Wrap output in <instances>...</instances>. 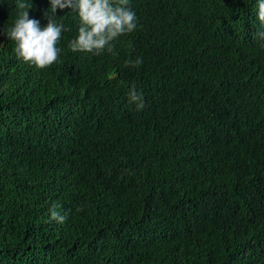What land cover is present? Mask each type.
<instances>
[{
	"label": "trees",
	"instance_id": "1",
	"mask_svg": "<svg viewBox=\"0 0 264 264\" xmlns=\"http://www.w3.org/2000/svg\"><path fill=\"white\" fill-rule=\"evenodd\" d=\"M26 2L45 27L50 0ZM15 3L0 0V264H264L258 0H129L137 29L101 55L71 51L79 17L57 9L70 31L45 69L6 34Z\"/></svg>",
	"mask_w": 264,
	"mask_h": 264
},
{
	"label": "clouds",
	"instance_id": "2",
	"mask_svg": "<svg viewBox=\"0 0 264 264\" xmlns=\"http://www.w3.org/2000/svg\"><path fill=\"white\" fill-rule=\"evenodd\" d=\"M15 7L18 9V18L14 26L6 30V34L15 44L17 58L37 69L51 67L59 61L62 50L58 45L62 33L70 31L54 18L57 9L70 8L78 14V35L69 44L74 53H113V41L134 32L138 27L137 16L129 7V0H50V9L44 13L48 20L45 27H41L38 19L30 18L31 3L16 0ZM257 18L264 25V0H258ZM259 36L264 40V31L259 32ZM142 63L141 58L128 62L132 67H139ZM128 95L130 103H135L137 110L145 107L143 96L135 90V86ZM58 207L53 205L49 210L50 220L63 224L66 215Z\"/></svg>",
	"mask_w": 264,
	"mask_h": 264
}]
</instances>
